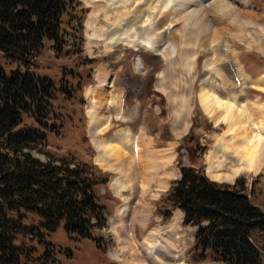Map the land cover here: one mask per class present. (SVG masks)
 Listing matches in <instances>:
<instances>
[{
    "label": "rangeland",
    "instance_id": "rangeland-1",
    "mask_svg": "<svg viewBox=\"0 0 264 264\" xmlns=\"http://www.w3.org/2000/svg\"><path fill=\"white\" fill-rule=\"evenodd\" d=\"M78 2L80 5L77 10L81 7L84 9L81 29L74 31L68 26L66 28L72 32L71 37L73 33L78 35V39L81 40V50L66 55H56L53 50L48 48L38 60V70L54 77L56 81L64 78L62 71H65V68L78 74L74 78H69V75L65 76L73 83L70 90L71 96H68L69 94L59 96L54 101L55 109L62 117L63 129L59 134L49 133L46 146L34 149L32 153L41 160L46 159V154L73 155L78 160L88 161L100 170L106 181L97 187L96 193L100 201L105 204L109 219H112L111 221L108 219L106 227L93 232L96 238L79 240L69 237L61 224L48 236L55 249L53 264H126L127 261L134 262L135 257L133 256V260L131 259L132 251L126 252L132 243V232L125 227L126 221L130 219L133 223L138 222L136 225L138 236L135 231L133 233L141 239L150 227L148 233L156 228L168 230L175 228L180 233L181 247L180 258L175 264H221L210 255L203 260H198L192 247L195 228L183 224L180 210L171 207L165 200V195L172 182L179 178L182 164H193L202 169L208 177L211 176L208 172L206 156L216 136L223 131L224 125L217 126L216 118L205 114L199 103L198 94L202 88L205 64L215 65L212 70L215 79L214 87L223 96H226L227 92L222 87L223 80L216 69L219 68V74L227 76L234 87L236 86L234 88L236 90L241 86L238 66L242 65L252 77L263 71L264 39L262 36L264 31L261 32L258 27L264 26V0H211L207 7L205 5L194 6L200 8V12L204 13V18L200 21L194 17V23L198 24L195 27H192L190 22L189 25L187 22L184 24L185 13L175 10V4L170 5L165 0H78ZM167 4L169 5L165 8ZM219 6L229 8L230 11L233 8L234 12H238L242 16L245 14L244 19L248 18V14H251L257 24L248 23L241 26L240 29L236 28L232 20L221 15ZM107 9H110L108 14L111 17L108 20L105 18ZM93 13L97 18L94 24L95 31L87 28V21ZM117 13L121 19L115 17ZM147 18L151 23L144 21ZM114 19L116 22L118 19L117 29H114L115 26L112 25ZM129 19L134 21L129 22ZM127 21L130 25L127 24ZM157 25L160 28L153 29ZM206 25H210L211 28L207 32H205ZM134 28L138 32L137 36H143L144 39L148 34L155 33L153 35H156V38L163 35L169 50L172 48L169 45L176 47L170 60L168 55L171 52L168 53V51L161 55L147 47L140 46L139 49L135 48L138 50H135L126 40L118 41L113 45L108 43L107 38L111 32L120 34L124 29H131L125 37L136 39L137 32L133 33ZM144 29L145 32H143ZM186 29L196 31L193 35H188L185 32ZM198 32L200 33L198 34ZM93 33L97 37L91 36ZM101 39L104 40L99 41ZM192 40L195 43H191ZM186 51H196L195 63L190 70L182 65V52ZM221 58L225 59L222 63ZM0 62L12 64L6 62L1 53ZM107 70L113 73L108 79L110 85L107 90L111 95L110 98L119 102V109H111V130L109 129L104 136L99 135L98 138L110 137L119 129L129 128L131 134L139 135L144 139V142L151 143L153 150L168 149L167 152L172 151V154L165 158L171 159L166 167V171L169 172L167 187L158 196H154L158 187L154 184L153 191L147 196V206L144 208L150 214L148 215L146 212L138 214L137 221L130 216L126 217V221H119V209L126 204L124 197L137 198L138 203L140 194L132 196L131 193H126L127 196H120L114 187L111 188L115 178L119 177V173L111 170L105 171L98 164L96 159L99 152L89 129L88 110L91 103L86 92L99 85L103 72ZM235 76L237 81H235ZM253 89L252 87L246 88L245 94L239 100L249 98L256 103H264V94L259 96L254 91L256 89ZM182 98L186 100L190 112V126L187 133H183L178 127V122H175V112L180 106ZM119 115L126 121H117ZM178 134L180 135L178 136ZM172 148L173 150H170ZM211 178L213 179L212 176ZM211 178L209 177V179ZM237 178H241L251 201L261 206L264 202V169L258 174L242 172ZM214 181L216 180L214 179ZM233 182L235 181L226 183L233 184ZM127 183L129 182L127 181ZM137 203L130 205L127 213L137 207ZM113 216L115 217L113 218ZM149 220V225L145 230L144 226L141 227L140 222L146 224ZM254 240L259 247L264 244V238L255 236ZM151 258L148 264L163 263L158 260L157 256ZM262 264H264V252H262Z\"/></svg>",
    "mask_w": 264,
    "mask_h": 264
},
{
    "label": "trees",
    "instance_id": "trees-1",
    "mask_svg": "<svg viewBox=\"0 0 264 264\" xmlns=\"http://www.w3.org/2000/svg\"><path fill=\"white\" fill-rule=\"evenodd\" d=\"M79 5L0 0V53L12 63L0 62V264H53L48 236L61 224L78 240L106 226V206L96 193L106 181L100 170L73 155L41 160L32 153L46 146L49 133L62 131L54 101L71 96L73 83L65 76H78L65 68L56 81L38 70V60L48 48L56 55L81 50L78 35L66 28L80 31ZM180 172L165 200L196 228L198 260L210 255L221 264H262L264 244L254 238H264V202L251 201L241 178L217 182L193 164H182Z\"/></svg>",
    "mask_w": 264,
    "mask_h": 264
},
{
    "label": "bare ground",
    "instance_id": "bare-ground-1",
    "mask_svg": "<svg viewBox=\"0 0 264 264\" xmlns=\"http://www.w3.org/2000/svg\"><path fill=\"white\" fill-rule=\"evenodd\" d=\"M210 1L211 0H165V2H168L170 5L175 4V10H180L185 13L183 16L184 24L187 22L189 25L190 22L192 27L198 25L196 22L194 23V17H197V21L204 18V13L200 12V8H195L194 6L205 5L207 7V5L211 3ZM169 4L165 5V8H167ZM222 7L218 8L221 15H225L227 19L232 20L234 27L236 28L240 29L241 26H245L248 23L257 24L251 14H248V18L244 19L245 14L242 16L241 14H238V12H234L233 8L230 11L229 8ZM109 10L110 9L105 10V13H107L105 14V18L107 20L110 17L108 14ZM94 13L90 15V18L87 21V28L95 31L94 24L96 23L97 18L94 17ZM119 16V13L115 14L116 18L118 17V19H121ZM121 17L124 18V16ZM118 19L117 22L114 19L115 21L112 24L115 26L114 29L118 28ZM132 21L134 20L129 19V22ZM144 21L149 22L150 19L147 18ZM129 22L127 24H129ZM142 25L146 26L145 24ZM136 28H134L135 30H133V33L137 32ZM159 28L158 25L153 27V29L157 30ZM258 28H260L261 32L264 31V26ZM210 29V25H206L205 32ZM129 30L124 29L120 34L118 32H111L109 38H107L108 43L113 45L118 43V41L126 40L130 46L147 47L161 55H164V53L168 51V53L171 52V54L168 55L169 60L174 54L176 47L172 46L169 50L166 42H164L163 35L156 38V35H153L155 33L149 35L148 32H146L148 36L144 39L143 36V38L139 37L140 35L137 36V32L135 34L136 39H129L128 37H125ZM195 31L193 32V29L185 30L188 35H193ZM143 32H145V29ZM199 33L200 32H198V34ZM91 36L97 37L95 33ZM262 37V39H264V34ZM103 40L104 39H101L99 41ZM185 41L187 42L188 40L186 39ZM191 43L195 42L192 40ZM195 54L196 51L182 52V65L185 66L187 70L188 68L190 70L193 67V63H195ZM232 60L234 61L235 59ZM223 61H225V59L221 58V63ZM141 64L142 63L140 62V66ZM205 66L206 69L202 80V88L198 94L199 103L205 114L209 117L216 118L217 126L224 125L223 131L216 136L214 143L206 156L208 172L213 179L211 176L209 177L212 180L215 179L216 181L229 182L234 181L242 172L253 174L260 173L264 169V103H256L249 98L244 100H239V98L245 94V89L247 87H252L264 94V73H259L261 74L260 76H258V74L257 78H253L256 76L252 77L249 73L247 74L241 66H238L237 71L240 77L241 86L236 90L234 89L236 86L234 87L227 76L219 74V68L216 69V72L223 80L222 87H224L227 92V95L223 96L219 94L214 87L215 79L213 78L212 70L215 68V65L206 63ZM112 74V71L109 70L103 72L99 85L95 88L88 89L86 92L91 103L88 110V117L90 120L89 129L99 152L96 159L98 164L103 170L105 169V171L111 170L119 173V177L115 178L111 188L114 187L116 193L120 196H127L126 193H131L132 196L140 194V200L138 203L141 204V206L137 203V198L124 197L126 204L119 209V221L125 220L127 216H130L137 221L138 214L146 212L144 208L147 206V196L153 191L154 184L158 186L157 193L155 192L156 194L154 196H158L161 191L166 189L167 178L169 176L166 167L171 162V159L165 158L167 155H171L172 151L167 152L168 149L162 151L153 150L151 148V143L144 142V139L139 135L134 136V134H131L129 128L119 129L110 137H105L103 139L98 138L99 135L104 136L110 129L111 109H119V102L111 99L109 90H107V87L110 85L108 79ZM180 102L181 104L175 112V122H178V127L183 133H186L190 126V112L188 105H186V100L182 98V101ZM118 117L119 120L117 121H126L124 117L120 115ZM132 135L133 137H131ZM179 135L180 134H178V136ZM170 150H173V148ZM127 181L129 183H127ZM135 203H137V207H134L130 210V213H127L128 207ZM146 213L148 215L150 214L149 212ZM116 214L117 211L115 216ZM150 220L146 224L140 222L141 227L144 226L146 230ZM126 223L127 225H125V227L132 232V243L129 248L131 250L127 249L126 252L132 251L131 259L133 256L135 257L134 262L127 261L126 264H148L152 259V256H157L158 260L163 262L162 264H175L177 260H179L181 255L180 233L175 228H171L172 230L156 228L153 229L151 233H148L150 227L141 239L140 237H137L138 234L136 232V225L138 222L133 223L130 219L129 221H126ZM134 231L137 236L134 235Z\"/></svg>",
    "mask_w": 264,
    "mask_h": 264
},
{
    "label": "clouds",
    "instance_id": "clouds-1",
    "mask_svg": "<svg viewBox=\"0 0 264 264\" xmlns=\"http://www.w3.org/2000/svg\"><path fill=\"white\" fill-rule=\"evenodd\" d=\"M169 47L171 48L172 46H171V45H169Z\"/></svg>",
    "mask_w": 264,
    "mask_h": 264
},
{
    "label": "crops",
    "instance_id": "crops-1",
    "mask_svg": "<svg viewBox=\"0 0 264 264\" xmlns=\"http://www.w3.org/2000/svg\"><path fill=\"white\" fill-rule=\"evenodd\" d=\"M262 74H263V73H262ZM260 75H261V74H260ZM260 75H259V76H260ZM257 77H258V76H257ZM257 77H256V78H257Z\"/></svg>",
    "mask_w": 264,
    "mask_h": 264
}]
</instances>
